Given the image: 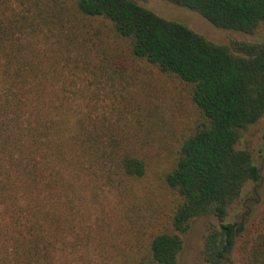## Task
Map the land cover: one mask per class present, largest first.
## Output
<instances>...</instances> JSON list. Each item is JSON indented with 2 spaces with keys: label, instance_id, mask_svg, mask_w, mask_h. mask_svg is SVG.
I'll return each instance as SVG.
<instances>
[{
  "label": "trees",
  "instance_id": "16d2710c",
  "mask_svg": "<svg viewBox=\"0 0 264 264\" xmlns=\"http://www.w3.org/2000/svg\"><path fill=\"white\" fill-rule=\"evenodd\" d=\"M167 1L217 27L264 29V0ZM125 63L176 82L193 110L159 155L169 161L154 208L137 188L147 139L124 109L112 119L100 108L127 87ZM262 119L264 38L216 43L137 0H0V264H79L65 253L81 244L115 264H178L202 216L217 220L204 264H264V212L255 230L226 222L260 179L244 141ZM105 190L120 213L101 210Z\"/></svg>",
  "mask_w": 264,
  "mask_h": 264
},
{
  "label": "rangeland",
  "instance_id": "374dc122",
  "mask_svg": "<svg viewBox=\"0 0 264 264\" xmlns=\"http://www.w3.org/2000/svg\"><path fill=\"white\" fill-rule=\"evenodd\" d=\"M137 1L161 16L185 23L216 43L229 45L235 40L256 41L264 38V29L255 34H247L217 27L200 13L167 0ZM125 64L129 66L125 73L127 87L120 90L122 94L113 93L103 96L100 99V108L101 112L105 111L112 119L120 115L124 117V109L125 117L131 121L128 122V130L147 139L145 144L140 143V149L150 159L151 169L146 179L137 184V188L140 195H146L149 199L147 202L142 201V206L151 205L154 208L164 202L159 175L169 161L168 159L160 160L159 155H165V146L170 139H176L182 132L184 123L192 118L193 110L189 101L180 93L176 82L150 70L142 63H137L135 66V63ZM109 111H111L110 114ZM244 143L253 152L254 160L260 168V179L257 182H249L245 186L239 200L231 207L226 222L242 221L255 230L264 212V119L251 127ZM102 198L104 199L102 211L105 209L111 212L115 209L114 211L119 212L120 205L117 197L111 191L105 190ZM213 221L217 222L211 216H202L192 222L185 236L184 248L179 256L178 264H204L202 255L204 237L209 224ZM112 224V244H121L124 234L116 230L119 226L116 217L112 220ZM105 230L110 234L107 229ZM85 248L81 244L77 249L65 253V257L67 256L70 262L79 264L84 262L115 264L116 262L115 259L112 261L107 257L97 256L92 247H88V250Z\"/></svg>",
  "mask_w": 264,
  "mask_h": 264
}]
</instances>
